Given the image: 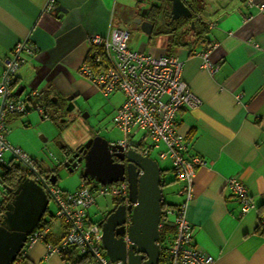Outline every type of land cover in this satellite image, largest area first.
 I'll return each mask as SVG.
<instances>
[{"label":"crops","instance_id":"0c3cea01","mask_svg":"<svg viewBox=\"0 0 264 264\" xmlns=\"http://www.w3.org/2000/svg\"><path fill=\"white\" fill-rule=\"evenodd\" d=\"M183 1L192 11L191 19H182L180 24L155 23L146 33L134 23L137 16L152 21L140 15L142 7L148 13H153L155 6L165 11L169 1L0 0V72L15 47L23 46L25 60L14 74L11 90L14 94L25 91L23 97L16 95L22 99L31 90L38 91L39 98L31 103H41L47 117L53 97L88 98L96 92L79 71L89 53L87 37L108 35L112 28L123 27L129 30V41L134 23L152 42L150 46L141 42L134 49L177 56L182 61V78L200 99L197 107L181 108L174 118L187 145L184 158L197 156L203 161L195 166L193 198L186 211L196 246L210 254L214 264H264V12L249 7L245 0ZM205 50L208 60L217 65L213 73L202 66L200 53ZM32 109L10 113L4 122L19 117L27 125L29 121L24 122L21 116ZM138 138L130 141L139 145ZM148 156L160 168L162 203H179L182 183L175 178L171 161L160 159L158 149ZM30 158L40 171H49ZM229 177L245 186L253 203L248 212L240 213L239 202L226 184ZM101 198L105 197L97 196L93 205ZM105 210L93 213L102 217ZM88 217L96 221L90 210ZM172 219L169 216L159 230L167 248L174 234ZM59 235H48L46 242L56 243ZM21 253L30 264H68L61 255L47 252L44 241L24 245Z\"/></svg>","mask_w":264,"mask_h":264},{"label":"built area","instance_id":"2783aa9c","mask_svg":"<svg viewBox=\"0 0 264 264\" xmlns=\"http://www.w3.org/2000/svg\"><path fill=\"white\" fill-rule=\"evenodd\" d=\"M249 7L264 12V3L256 4L245 0ZM213 25V23H210ZM129 30L112 28L109 34H90L87 59L79 67L80 73L91 82L104 96L119 92L123 102L115 109L113 123L123 133V139L117 141L124 149L139 148L142 155L158 149L160 159H169L175 178L182 183L179 193L182 200L175 205H164L160 211L158 227L166 224L172 216L174 234L167 248L164 264H214L213 257L199 249L193 238L192 226L186 211L193 198V178L195 166L203 161L195 156L184 158L187 148L182 135L176 128L174 118L181 108H194L200 99L190 90L181 76L182 61L177 56L154 54L132 49L128 46ZM23 46L17 45L14 55L6 58L0 72V168L11 167V162L23 164L26 171L39 183L43 182L47 195L56 203V211L50 218L42 220L27 236L24 245L30 246L44 241L47 252L65 255L69 249L88 254L98 264H125L120 260L111 261L104 251L101 240V223L88 218L87 209L97 196H109L113 200L128 201L126 181L100 183L93 179L81 180L74 190H64L50 184L46 173L34 165L32 159L18 147H11L6 140L5 117L10 113H23L27 103L39 98L36 90H31L26 99L16 96L11 87L15 81V72L25 60ZM202 66L213 73L217 65L208 60V50L200 53ZM41 114L43 109L36 106ZM138 138L141 144L132 143L128 134ZM148 142H143L144 137ZM162 146V148H161ZM10 150L11 158L4 160V153ZM230 192L240 205V213L253 208L245 186L236 178L229 177L226 182ZM57 233L56 243L46 242L48 235ZM12 264H18L13 261Z\"/></svg>","mask_w":264,"mask_h":264},{"label":"water","instance_id":"95a60500","mask_svg":"<svg viewBox=\"0 0 264 264\" xmlns=\"http://www.w3.org/2000/svg\"><path fill=\"white\" fill-rule=\"evenodd\" d=\"M165 1H169L166 17L170 22L191 19L192 11L183 0ZM147 13V8L140 11L142 16ZM152 14V21L137 16L134 23L149 33L155 23L162 22V16L159 17L157 12L154 14V11ZM193 22L190 20L191 26ZM21 91L17 90L15 95ZM73 98L72 95L66 97L69 106L65 111L74 107ZM40 104L27 103L26 109H35ZM84 147L86 152L81 178L104 184L126 181L128 185V201H113L102 215L101 240L107 257L125 264H158L162 195L157 161L142 155L135 148L124 149L117 141L111 142L100 135L88 139ZM55 180L56 176L51 172L48 182L54 184ZM12 181V199L7 201L0 216V264L13 263L28 234L43 219L49 202L44 183L38 184L30 173L25 171ZM1 188L7 190L5 183Z\"/></svg>","mask_w":264,"mask_h":264},{"label":"rangeland","instance_id":"374dc122","mask_svg":"<svg viewBox=\"0 0 264 264\" xmlns=\"http://www.w3.org/2000/svg\"><path fill=\"white\" fill-rule=\"evenodd\" d=\"M125 1L131 3L133 0ZM142 9H145V6ZM133 26H135L134 23H132L130 28L131 36L128 44L133 49H138V45L141 42L146 43V46H150L152 42L151 39H148L149 35L142 32L139 28L135 29ZM153 35L156 37L154 32ZM148 41L149 43H147ZM95 90L96 92L88 98L81 96L73 99L74 107L71 111L56 108L52 104L53 106L50 107V113L47 117H42V114L37 109H32L26 112L27 114L22 115L24 122L29 121L27 125H24L19 117L14 121L4 122L7 129L6 140L11 147H19L21 151L36 159L42 169L51 170L58 167L56 172L57 181L53 185L60 188L74 190L78 187V183L81 180V168L70 171L63 167L62 163L65 161L66 150L74 148L90 135L98 134L114 142L124 137L123 133L113 123L114 111L123 102V95L116 92L104 96L97 88ZM24 94L25 91L21 93V96L23 97ZM60 106L62 107V105ZM141 134V132L135 136L128 134L127 138L134 140ZM10 158L11 152L7 150L4 153V160L8 161ZM158 162L160 166L165 167L164 161L159 159ZM111 201L113 199L106 196L90 207L89 210L96 222H101V215L93 213L95 209H108L112 205ZM56 207L54 200L50 199L44 218H50V215L56 211ZM4 211L5 208L3 207L1 214ZM102 254L105 255V252L102 251ZM93 264L98 263L93 261Z\"/></svg>","mask_w":264,"mask_h":264},{"label":"trees","instance_id":"16d2710c","mask_svg":"<svg viewBox=\"0 0 264 264\" xmlns=\"http://www.w3.org/2000/svg\"><path fill=\"white\" fill-rule=\"evenodd\" d=\"M51 106L52 103H51ZM42 117H46L45 113L42 114ZM139 149V148H138ZM33 162V161H32ZM34 165H36L34 163ZM37 166V165H36ZM26 168L21 165L18 162H11V167L3 166L0 168V195L1 197L4 196V198H0V214L2 212V208H5V205L7 201L12 199V193H7L4 190H2V182H7V179L14 180L18 175L25 172ZM27 172V171H26ZM48 173L47 178L49 177V172H43ZM6 190V189H5ZM165 204L164 202L161 203V207H163ZM43 220V219H42ZM159 242H160V252H159V262L158 264H164L165 261V254L167 247L163 244V232H159ZM64 260L68 261V264H93V261L90 256H78L76 251L74 249H69L68 253L64 255ZM15 261L18 262V264H30L26 257L20 252Z\"/></svg>","mask_w":264,"mask_h":264},{"label":"flooded vegetation","instance_id":"af4514ba","mask_svg":"<svg viewBox=\"0 0 264 264\" xmlns=\"http://www.w3.org/2000/svg\"><path fill=\"white\" fill-rule=\"evenodd\" d=\"M167 10V9H166ZM165 10V11H166ZM164 11V10H163ZM162 10L160 11V10H156V7H155V9H154V14L157 12L158 14L159 13H161V16H162V22H161V25H164L165 24V22H167V21H169V19L166 17V15H167V11L165 12H163ZM146 16L149 18V19H151L152 18V16H153V14L152 13H148V14H146ZM145 16V17H146ZM176 23H178V24H180L181 22H182V19H179V20H177V21H175ZM172 23H174V21H171V24ZM70 96V95H69ZM54 99H52L53 101L51 102L52 104H54L55 106H56V108H62V110H65L64 108H66L67 106H69V104H68V101L66 100V98L65 99H62V98H60V99H58V98H56V97H53ZM73 102V101H72ZM63 103V104H62ZM73 104H74V102H73ZM60 105H62V107L60 106ZM71 111V110H70ZM95 136V135H94ZM91 137H93V136H88L84 141H82V142H80L79 144H77L74 148H70V150H66L67 151V153H66V156H65V161L62 163V165H63V167H66L68 170H75V169H79V168H81V171H82V169H83V164H84V156H85V152H86V150H85V147H84V144H85V142L89 139V138H91ZM57 167H55L53 170H49L48 172H49V176H50V174H51V172L53 173V174H55V176H56V178H57ZM70 170V171H71ZM81 171H80V175H81ZM22 174V173H21ZM46 174H48V173H46ZM49 178V177H48ZM47 178V179H48ZM80 179L82 180V178H81V176H80ZM85 179V178H84ZM5 183V185L7 186V190H5V189H3L5 192H7V193H12L13 192V189H14V187H13V181L12 180H10V179H7V182L5 181L4 182ZM3 182H2V185L4 184ZM12 188V189H11ZM7 203V202H6Z\"/></svg>","mask_w":264,"mask_h":264},{"label":"bare ground","instance_id":"6f19581e","mask_svg":"<svg viewBox=\"0 0 264 264\" xmlns=\"http://www.w3.org/2000/svg\"><path fill=\"white\" fill-rule=\"evenodd\" d=\"M73 101V100H72ZM94 137V136H93ZM143 137H144V135H143ZM92 138V137H91ZM90 139V138H89ZM143 142H148V139L147 138H145L144 137V141ZM140 146H142V143H141V145ZM21 164V163H20ZM38 169H39V167L38 166H36ZM31 177L35 180V178L33 177V175H31ZM85 179H88V178H85ZM82 180H84V178H82ZM38 184H41V183H39L37 180H35ZM56 181H57V178H56V180H55V183H56ZM54 183V184H55ZM55 186V185H54ZM56 187H59V186H56ZM65 190V189H64ZM113 201H116V200H113ZM91 207V206H90ZM90 207H88V209H87V214H88V210H89V208ZM162 208V207H161ZM161 211V210H160ZM89 218V217H88ZM42 221V220H41ZM101 221H102V217H101ZM101 223V222H100ZM159 228V227H158ZM159 230H160V228H159ZM72 249H74V247L72 248ZM74 251H76V249H74ZM68 253V252H67ZM76 253H77V255L78 256H90L91 257V259L94 261V258L91 256V255H88V254H81V253H79V252H77L76 251ZM62 256V258L64 257V255H61ZM63 260H64V258H63ZM95 262V261H94Z\"/></svg>","mask_w":264,"mask_h":264}]
</instances>
